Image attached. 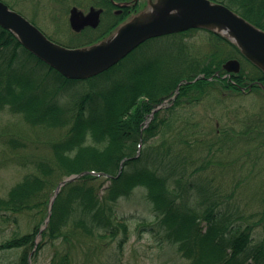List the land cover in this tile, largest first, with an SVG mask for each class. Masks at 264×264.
I'll return each instance as SVG.
<instances>
[{
  "label": "trees",
  "instance_id": "16d2710c",
  "mask_svg": "<svg viewBox=\"0 0 264 264\" xmlns=\"http://www.w3.org/2000/svg\"><path fill=\"white\" fill-rule=\"evenodd\" d=\"M89 1L103 8L105 14L116 16L109 0ZM212 1L227 6L264 31V0ZM135 11L125 9L113 23L105 16L106 26L85 31L77 39L87 35L90 43L97 42ZM196 32L204 34L203 42L208 48L204 55L192 41ZM238 51L221 35L195 29L145 43L124 60H135V68L126 65L127 71L121 75L114 67L95 78L75 81L50 68L22 47L14 34L0 27V113L19 117L38 135L36 140L48 138L45 145L51 151L47 157L31 160L32 170L12 186L5 198L0 197V213L5 220L15 221L20 227L19 216H30L31 222L41 219L33 224L31 233L15 232L0 244V250L23 249L22 264H29V252L38 235L42 242L35 258L45 243L61 237L66 241L110 239L117 243L120 234L123 239L118 247L122 249L129 238V225L127 219L117 217L116 205L142 187L148 192L157 218L150 225L153 233L175 246L188 264H264V242L254 241L253 226L244 227L240 218L222 209L224 202L197 184L194 177H201V169L189 170L191 159L179 155L174 137L169 138V134H183L186 130L181 112L188 107L203 102L222 106L229 100L253 95L264 98V72L249 61L244 62ZM230 59L242 62L240 74L227 76L223 71V64ZM197 76L202 79L182 85L174 105L157 112L145 127L157 104L172 98L183 79L193 81ZM104 84L113 89H106ZM101 87L103 92L95 90ZM263 114L264 107L263 113L254 115L260 124L241 133L234 131L236 137L256 135L264 145ZM219 129L216 133H220ZM56 131L62 132L60 136L48 135ZM158 137L163 144L152 143ZM9 142L15 150L27 147L26 142L15 138L7 139ZM185 142L191 147L190 141H180ZM141 143L142 152L137 158ZM21 157L29 156L17 154L16 158ZM123 161L124 168L117 178ZM206 162L210 163L207 157ZM85 172L111 177L84 175L67 185L42 231L58 184ZM73 257L74 251L69 247L64 253L55 254L51 264H72Z\"/></svg>",
  "mask_w": 264,
  "mask_h": 264
},
{
  "label": "rangeland",
  "instance_id": "374dc122",
  "mask_svg": "<svg viewBox=\"0 0 264 264\" xmlns=\"http://www.w3.org/2000/svg\"><path fill=\"white\" fill-rule=\"evenodd\" d=\"M4 1L13 5L15 11L30 21H35L39 28L63 45L80 47L90 41L83 37L76 39L71 34L69 24L72 7L79 6L87 13L93 5L89 0ZM40 8L45 14L37 15L34 12ZM59 24L61 28L63 25L64 27L63 31L57 32ZM194 35L196 37L192 41L196 42L204 55V52H208L203 42L204 34L196 32ZM245 98L229 100L222 106L203 102L196 107H188L181 112V120L185 123L186 130L183 134H169V138L174 137L172 141L177 144L179 155L191 159L189 170L201 169L198 172L201 177H194L197 184L209 193L211 191L212 197L224 202L221 204L222 209L240 218L239 222L244 227L253 226L255 242H264V145L259 136L250 138L238 134L236 137L234 132L241 133L255 124H260L254 119V115L263 113L264 98L258 95ZM167 106L171 108L173 104L169 101ZM248 110L253 111L254 115ZM217 127H220V133H216ZM28 128L19 117L0 113V197L5 198L12 186L29 172L31 160L37 161L51 154L45 145L48 138L42 136L38 141V135H34ZM61 133L56 131L48 135L58 137ZM11 138L26 142L27 147L13 149L11 142L7 143V139ZM181 140L190 141L191 147L186 142L180 143ZM152 143L161 145L164 142L158 137ZM209 145L213 147L210 148ZM17 154L29 157L18 160ZM206 157L210 163L213 159V164L206 162ZM259 198L261 200H257ZM116 212L117 217L127 219L129 225V238L123 243L122 249L118 247V242L123 239L122 234L117 243L110 239L66 241L61 237L56 242L45 243L35 258L34 254L42 242L41 235H38L33 251L29 252V264H51L55 254H62L69 247L74 251L72 264H188V260L175 246L161 241L153 233L150 225L157 218L145 188L137 187L129 198L121 199L116 205ZM18 221L20 227L15 221L5 220L0 213V244L9 240L15 232L20 235L31 233L33 224L40 223L41 219L38 217L31 222L30 216L22 215L18 217ZM46 228L45 223L42 231ZM23 251L20 248L0 250V264H22Z\"/></svg>",
  "mask_w": 264,
  "mask_h": 264
},
{
  "label": "water",
  "instance_id": "95a60500",
  "mask_svg": "<svg viewBox=\"0 0 264 264\" xmlns=\"http://www.w3.org/2000/svg\"><path fill=\"white\" fill-rule=\"evenodd\" d=\"M100 15V12L92 10L89 15L84 16L82 12L73 9L71 26L75 30L86 26L96 28L100 23ZM0 26L18 37L32 54L72 80L87 79L107 71L152 38L197 28L213 30L229 39L249 61L264 71V32L227 7L210 0H149L146 11L121 26L109 39L81 49L55 44L1 1ZM223 68L229 73L238 74L241 64L233 60ZM78 178L79 176H72L62 182L51 205L62 187Z\"/></svg>",
  "mask_w": 264,
  "mask_h": 264
},
{
  "label": "bare ground",
  "instance_id": "6f19581e",
  "mask_svg": "<svg viewBox=\"0 0 264 264\" xmlns=\"http://www.w3.org/2000/svg\"><path fill=\"white\" fill-rule=\"evenodd\" d=\"M2 2H4V0H1ZM44 10V9H43ZM16 12V11H15ZM34 12L37 14V15H41V14H45V12H43L42 10H41V8L40 9H35L34 10ZM43 12V13H42ZM71 15V14H70ZM23 16V15H22ZM115 17H118V16H115ZM115 17L114 16H109L108 18H107V20H108V22H110V23H113L114 21H115ZM24 18L30 23V24H33V25H37V24H35L33 21H30L29 19H27L25 16H24ZM58 20H61V18H59L58 17ZM69 24H71V20L69 19ZM100 25H104V26H106L104 23H102V22H100L99 23ZM63 27H64V25L62 26V28H61V25L59 24V27L56 29V31L57 32H60V31H63ZM60 28H61V30H60ZM37 29L46 37V38H50L51 36L50 35H48V33L46 34L45 33V31H43L41 28H39L38 26H37ZM6 30V29H5ZM8 31V30H7ZM10 32V31H9ZM12 33V32H11ZM13 34V33H12ZM16 37V36H15ZM85 37L87 38L88 36L87 35H85ZM110 38V36H107V37H105V39L107 40V39H109ZM16 39L18 40V42L22 45V47H24L25 49H26V46H25V44L18 38V37H16ZM234 44V43H233ZM235 45V44H234ZM235 46H237V45H235ZM238 52H240L241 54H242V56H243V53H242V51H238ZM128 56L129 55H127V56H125L124 58H122V59H120L115 65H113L112 67H110L108 70H110V69H112V68H114V67H117L118 68V71H117V73L119 74V75H121L123 72H126L127 71V68H126V65H131V68L132 69H134L135 68V66H136V62H135V60H131V61H129V62H124V60H126L127 58H128ZM233 60H236V59H230V60H228V61H226V62H230V61H233ZM42 61V60H41ZM244 62H248V59L245 57V60H244ZM240 63H242V62H240ZM120 65H122V67L120 66ZM107 70V71H108ZM98 76V75H97ZM96 76H91V77H88L87 78V80L88 79H92V78H95ZM185 77H187V75H185ZM202 79V77L201 76H197V78H195L193 81H188L187 79H183V81H181V83H179V85L180 86H182V85H187V84H191V83H197V82H199L200 80ZM209 79H212V78H209ZM171 81H168V83H170ZM167 83V82H166ZM179 85H178V87H177V89H176V92L179 90ZM262 86V85H261ZM104 87L106 88V89H113L112 88V86L111 85H106V84H104ZM263 87V89H264V86H262ZM95 90L97 91V92H103L104 91V89L101 87L100 89H96L95 88ZM212 97V96H211ZM237 99H240V98H237ZM162 108V106H161V104H157L153 109V112H152V114H154L155 112H156V109H158V110H160ZM250 113H254L253 111H250V110H248ZM254 115V114H253ZM177 124H179V122L177 123ZM123 168H124V163H121V169H120V171H119V174H117V178H119L120 176H121V173H122V170H123ZM30 170H32L31 168H30V166H29V169H28V171H30ZM257 200H261L260 198L259 199H257ZM262 202H263V199H262ZM43 241H46L45 239H43Z\"/></svg>",
  "mask_w": 264,
  "mask_h": 264
}]
</instances>
